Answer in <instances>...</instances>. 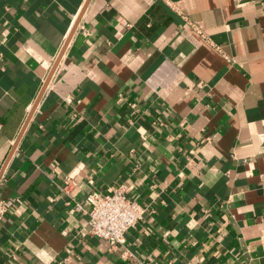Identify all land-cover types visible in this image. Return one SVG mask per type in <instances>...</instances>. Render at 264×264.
I'll list each match as a JSON object with an SVG mask.
<instances>
[{"label": "crops", "instance_id": "1", "mask_svg": "<svg viewBox=\"0 0 264 264\" xmlns=\"http://www.w3.org/2000/svg\"><path fill=\"white\" fill-rule=\"evenodd\" d=\"M80 16L0 177V264H264V0H0L1 170ZM121 185L145 212L111 248L87 197Z\"/></svg>", "mask_w": 264, "mask_h": 264}, {"label": "built area", "instance_id": "2", "mask_svg": "<svg viewBox=\"0 0 264 264\" xmlns=\"http://www.w3.org/2000/svg\"><path fill=\"white\" fill-rule=\"evenodd\" d=\"M153 124L164 127V121H154ZM128 190L127 186L121 185L105 196L91 194L87 197L90 205L89 232L92 236L107 241L111 248L125 243L126 233L137 225L145 212L141 205L130 199ZM13 205V200H0V221Z\"/></svg>", "mask_w": 264, "mask_h": 264}, {"label": "water", "instance_id": "3", "mask_svg": "<svg viewBox=\"0 0 264 264\" xmlns=\"http://www.w3.org/2000/svg\"><path fill=\"white\" fill-rule=\"evenodd\" d=\"M89 1H90V0H88V2H89ZM80 19H81V16L79 17V20H78L77 23L75 24V26H74V28H73L71 34L69 35V37H68V39H67V41H66V43H65V45H64V47H63V49L61 50V52H60V54H59V56H58V58H57V60H56V62H55V64H54V66H53V68H52V70H51V72H50V74H49V76H48V78H47V80H46L44 86H43V89H42V91L40 92V94H39V96H38V98H37V100H36V102H35V104H34L32 110H31V112H30V114H29V116H28V118H27V120H26V122H25V124H24V126H23V128H22V130H21L20 136L18 137V139H17L16 143L14 144V146H13V148H12V150H11L9 156L7 157V159H6V161H5L4 165H3V168H2V170H1V175H0V177H1L2 174L4 173L6 167L8 166V163L10 162L12 156L14 155L15 150H16V148H17V145H18V143H19V141H20V139H21V137H22V135H23V133H24V131H25L27 125H28V123L30 122V120H31V118H32V116H33V114H34V112H35V110H36L38 104L40 103V100L42 99V97H43V95H44V93H45V91H46V89H47V87H48V85H49V83H50V81H51V79H52V77H53V75H54V73H55V71H56L58 65H59V63L61 62L62 57H63V55H64V53H65V51H66V48H67V46H68L70 40L72 39V37H73V35H74V33H75L77 27H78V24L80 23Z\"/></svg>", "mask_w": 264, "mask_h": 264}]
</instances>
